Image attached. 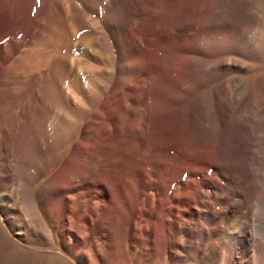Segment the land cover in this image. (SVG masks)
Segmentation results:
<instances>
[{"label":"bare ground","instance_id":"1","mask_svg":"<svg viewBox=\"0 0 264 264\" xmlns=\"http://www.w3.org/2000/svg\"><path fill=\"white\" fill-rule=\"evenodd\" d=\"M0 215V264H264V0H0Z\"/></svg>","mask_w":264,"mask_h":264},{"label":"rangeland","instance_id":"2","mask_svg":"<svg viewBox=\"0 0 264 264\" xmlns=\"http://www.w3.org/2000/svg\"><path fill=\"white\" fill-rule=\"evenodd\" d=\"M184 178H185V176H184ZM1 216V215H0ZM0 224L3 226V225H5L4 223H3V221H2V218L0 217ZM202 224V223H201ZM8 234H9V236L14 240V241H16V242H18L15 238H14V236H13V232H10L9 230H8ZM19 244H21L20 242H18ZM21 245H23V244H21ZM40 251L41 252H48V253H55V251H53L52 249H49V248H47V247H41L40 248ZM258 260V259H257ZM259 262V260L257 261V263Z\"/></svg>","mask_w":264,"mask_h":264}]
</instances>
